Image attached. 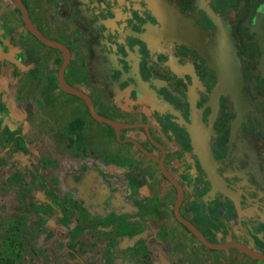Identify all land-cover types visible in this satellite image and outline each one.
Instances as JSON below:
<instances>
[{"label": "crops", "instance_id": "1", "mask_svg": "<svg viewBox=\"0 0 264 264\" xmlns=\"http://www.w3.org/2000/svg\"><path fill=\"white\" fill-rule=\"evenodd\" d=\"M23 1L44 35L70 49L67 81L89 94L100 114L146 123L167 146L166 164L182 174L185 187L181 214L213 242H242L264 253V228L240 219L228 199L191 187L185 148L159 129L147 105L135 100L134 89L125 91L117 63L129 49L132 0ZM63 61L60 49L27 29L15 0H0V135L9 133L12 150L49 161L50 187L74 196L91 230L119 253L118 264H264L240 249L207 247L178 220L176 187L154 158L127 140L144 142L156 154L145 128H124L118 138L111 125L92 116L84 99L61 87ZM245 148L254 150L253 161L245 153L236 178L250 183L243 189L264 211V137L238 142L234 149ZM246 195L243 206L251 205Z\"/></svg>", "mask_w": 264, "mask_h": 264}, {"label": "flooded vegetation", "instance_id": "2", "mask_svg": "<svg viewBox=\"0 0 264 264\" xmlns=\"http://www.w3.org/2000/svg\"><path fill=\"white\" fill-rule=\"evenodd\" d=\"M258 6L264 7V0H132L133 10L127 29L130 43L124 56L126 70L117 63L120 78L126 82L124 89L128 91L135 88V83L127 61L134 67H141L142 64L138 63L140 58L148 60V63L158 58V69L153 71L151 78L158 80V88L168 90V96L176 93L190 101L191 116L182 112L185 108L177 101L172 109L174 114L183 113L186 122L198 123L196 128L202 137H210L213 154L220 162L217 164L219 171L230 184L241 189L250 183L236 178L242 171L239 167L242 163L238 165L237 159L247 153L248 160L253 161L254 150L236 151L235 145L264 137V42H258L251 19ZM199 49L204 50L217 66L223 65L227 72L219 75ZM133 94L137 100L135 90ZM174 114L166 113L163 118L158 112V121L151 116L161 131L166 130L185 148L194 176L189 183L191 187L210 191L191 135L183 128L171 134L167 125H160L162 122H174L172 119H177ZM148 139L158 158L165 153L166 168L184 187L177 171L166 164L167 146L159 138H154L158 145ZM230 142V154L222 160L229 151ZM141 144L148 148L144 142ZM158 164L161 168L159 161ZM229 172L233 174L229 176ZM215 197L228 199L220 193ZM252 214L255 215L254 212Z\"/></svg>", "mask_w": 264, "mask_h": 264}, {"label": "rangeland", "instance_id": "3", "mask_svg": "<svg viewBox=\"0 0 264 264\" xmlns=\"http://www.w3.org/2000/svg\"><path fill=\"white\" fill-rule=\"evenodd\" d=\"M251 19L262 44L264 7L255 8ZM10 138L6 131L0 135V249L10 260L3 264H118L119 253L109 251L108 240L91 230L74 196L50 187L49 161L12 150Z\"/></svg>", "mask_w": 264, "mask_h": 264}, {"label": "water", "instance_id": "4", "mask_svg": "<svg viewBox=\"0 0 264 264\" xmlns=\"http://www.w3.org/2000/svg\"><path fill=\"white\" fill-rule=\"evenodd\" d=\"M15 3L24 17V21L27 29L32 34H34L42 43L60 49L63 52L64 61L59 70L58 79L61 87L64 90L84 99V101L88 105V108L92 116L99 121L111 125L114 128L118 138H120L121 130L124 128L143 126L146 130L147 136L152 140V142L155 145H158V142H156L152 137L148 124L120 122L114 120L113 118L100 114L96 109L92 97L83 90H80L76 86L70 84L65 77V71L71 59L70 49L64 43L48 38L47 36L44 35V33L33 23L28 8L26 7L23 0H15ZM199 50L206 57L209 64L217 71L219 75L225 74L227 72V69L223 65L217 66L216 63L212 61V59L207 55V53L204 50L201 49ZM124 60L126 59L124 58V56H122L121 62L119 61V66L121 67L122 70L125 71L126 68H125ZM127 62L128 65L131 66L130 71H133L134 73L133 79L135 83L134 90L136 91V97L137 99H142L141 102L147 105L150 114H152L155 117L156 121H158V112L160 116H162L163 118H165L166 113L174 114L172 109L173 107L176 106L175 101L179 102V104L182 103L185 108L184 111L182 112L183 113L188 112V114L191 116L192 104L188 99H185L182 95L176 93H171V96H168L169 95L168 90L167 89L162 90L158 88V83H156L151 79L153 71H155V69H158V58H156L151 63H148V60L146 59L140 58L138 63L142 64L141 67L139 65L134 67L135 65H133L130 61ZM163 88H165V85L163 86ZM161 101H163V104H161ZM179 109L182 110L181 107H179ZM183 113L179 115H177V113L174 114L177 116V119H172V121L174 122H162V123L166 124L169 127V131L171 134H173L174 132L178 133V130L183 128L187 133L191 135L192 142L194 143L193 146H195L196 149L197 158L200 164L202 165L206 173L207 180L210 184L211 189L208 193H210L213 198H215V196L220 193L229 200H231L239 218L242 219L246 217L245 219L246 221H248L249 225L252 222H256V221L264 225L263 207L253 202L251 197L249 195L248 196L246 195V190L237 188L226 180L225 176L218 169L220 162L215 158L213 154L214 150L209 143L210 137L204 136L205 138H203L202 134H200L198 130L199 128H196L198 123L186 122V118ZM210 124L212 125L213 122H210ZM127 140L136 143L145 154L154 158L157 162L159 161V163L161 164L163 174L177 188L175 214L178 220L183 224H185L189 228V230L198 238V240H200V242H202L207 247L213 249L237 248L253 258L264 261V253L255 250L254 248H252L251 246L245 243L237 242V241H227V242L217 243L209 240L205 236V234L190 219L184 217L181 214L180 207L185 198V190L181 182L178 180V178L170 170L166 168L164 164L165 153L163 154L162 158H158L156 154H154L148 148L143 146L140 141L132 138H128ZM231 148H232V142H230L229 151L224 155L222 160H226L228 158ZM240 160H237L238 165L241 163ZM217 164L219 165L217 166ZM246 186L250 187V184L249 185L246 184ZM245 195L247 196L248 200L251 202V206L248 207L243 206V200ZM250 212L252 213L254 212L255 215H253Z\"/></svg>", "mask_w": 264, "mask_h": 264}, {"label": "trees", "instance_id": "5", "mask_svg": "<svg viewBox=\"0 0 264 264\" xmlns=\"http://www.w3.org/2000/svg\"><path fill=\"white\" fill-rule=\"evenodd\" d=\"M18 256H20V254H18ZM4 259H5L6 261L9 260V259L4 258V256L2 255L1 249H0V262H1V264L4 263ZM9 261H10V260H9Z\"/></svg>", "mask_w": 264, "mask_h": 264}]
</instances>
